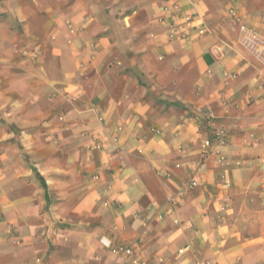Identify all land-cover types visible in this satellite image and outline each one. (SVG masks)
Masks as SVG:
<instances>
[{
	"label": "clouds",
	"instance_id": "9594fccd",
	"mask_svg": "<svg viewBox=\"0 0 264 264\" xmlns=\"http://www.w3.org/2000/svg\"><path fill=\"white\" fill-rule=\"evenodd\" d=\"M0 17V264H264V0Z\"/></svg>",
	"mask_w": 264,
	"mask_h": 264
},
{
	"label": "crops",
	"instance_id": "0c3cea01",
	"mask_svg": "<svg viewBox=\"0 0 264 264\" xmlns=\"http://www.w3.org/2000/svg\"><path fill=\"white\" fill-rule=\"evenodd\" d=\"M0 18H2V17H0Z\"/></svg>",
	"mask_w": 264,
	"mask_h": 264
}]
</instances>
